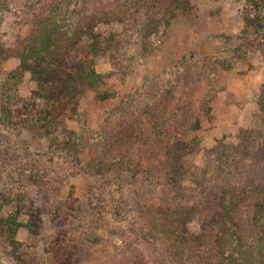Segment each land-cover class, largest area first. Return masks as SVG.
<instances>
[{"label":"trees","instance_id":"1","mask_svg":"<svg viewBox=\"0 0 264 264\" xmlns=\"http://www.w3.org/2000/svg\"><path fill=\"white\" fill-rule=\"evenodd\" d=\"M41 1L43 12L32 21L25 41L1 49L4 58L18 57L19 68L12 72L17 79L28 72L37 82L31 97L8 107V113L16 116L12 121L4 112V122L25 127L35 139L49 140L51 147L68 156L90 152L92 143L100 144L86 170L95 178L109 175L134 184L141 174L150 175L153 170L162 174L163 196H146L134 185L131 202L137 233L159 250L162 262L264 264V132L254 131L262 145H236L234 150L241 154L238 162L226 169L224 176L217 172L204 182L193 166H182L180 161L202 150L195 132L200 128L201 115L210 110L206 103L198 102L192 111L185 98L177 95L168 105L154 104L143 118L124 115L113 125L115 135L105 131L103 135L92 134L87 117L79 114V99L88 89L103 100L115 96L114 86L125 80L128 65L136 58L128 49L135 41L138 25L155 15H165L169 25L175 12L186 10L189 0ZM245 3L244 30L264 29V0ZM101 25L106 28L101 29ZM114 25L121 29L115 30ZM104 58L113 68L99 71L97 65ZM177 90L178 94L181 87ZM261 104L264 112V96ZM69 119L82 123L80 132L68 127ZM159 143L164 146L160 148ZM252 145L253 153L249 152ZM42 171L49 175L40 184L44 193L59 178H53L54 170ZM243 175L246 177L240 181ZM187 183L195 186L188 187ZM81 204L73 190L64 200L52 202L48 215H54L53 232L47 235L45 247L52 255L50 264L81 263L84 253L77 236V207ZM39 213L35 199L25 192L16 196L0 193V245L10 246L13 252L9 253L15 254L22 245L15 238L20 226L31 234L42 232ZM21 215H29L26 223L19 221ZM139 254L130 250L105 264H147ZM16 259L19 264H44L35 258Z\"/></svg>","mask_w":264,"mask_h":264},{"label":"rangeland","instance_id":"2","mask_svg":"<svg viewBox=\"0 0 264 264\" xmlns=\"http://www.w3.org/2000/svg\"><path fill=\"white\" fill-rule=\"evenodd\" d=\"M35 2L0 0V53L25 41L32 21L43 12V1ZM188 2L183 5L185 11L175 12L169 25L165 15H155L138 25L135 41L128 49L136 58L128 65L125 80L114 86L115 96L103 100L95 90L88 89L80 97L78 109L87 117L92 134L103 135L105 131L115 135L113 125L124 115L143 118L154 104L168 105L177 95L185 98L192 111L199 103H206L210 110L206 116L201 115L200 128L195 132L202 150L181 160L180 165L193 166L202 181L208 182L217 172L224 176L225 170L238 162L241 154L234 150L236 145H262L254 131L264 132V29L244 30L243 15L248 8L245 0ZM113 28L120 30L121 26ZM18 68V57L4 58L0 54V193L16 196L25 192L34 198L43 231L31 234L20 226L15 238L22 245L12 254L11 247L1 243L0 264H19L16 256L35 258L44 264L52 262L51 253L45 250L47 235L53 232L54 215L48 212L53 201L64 200L71 190L82 203L77 207V236L82 241L80 252L84 253L80 264H105L130 250H138L147 264H173L170 260L162 262L159 250L137 233L131 203L135 186L141 187L146 196H163V175L153 170L150 175L141 174L134 184L109 175L95 178L86 170L100 144L92 143L94 152L68 156L51 147L49 140L35 139L25 127L5 123V113L12 121L16 116L8 113V107L21 104L37 88L28 72L17 79L12 72ZM112 68L108 58L97 65L99 71ZM178 87L181 91L177 94ZM67 125L75 132L81 131L82 123L77 120L69 119ZM250 148L253 153V145ZM43 168L54 170L53 178H59L44 193L39 190L40 184L49 175ZM6 211L2 210L3 216ZM28 219L29 215L19 216L22 223Z\"/></svg>","mask_w":264,"mask_h":264}]
</instances>
